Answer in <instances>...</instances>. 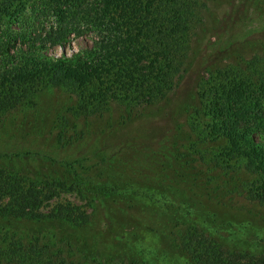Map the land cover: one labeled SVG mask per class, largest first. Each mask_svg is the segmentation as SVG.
<instances>
[{"label": "trees", "instance_id": "16d2710c", "mask_svg": "<svg viewBox=\"0 0 264 264\" xmlns=\"http://www.w3.org/2000/svg\"><path fill=\"white\" fill-rule=\"evenodd\" d=\"M210 1L0 0V118L34 104L46 88L74 96L71 115L86 118L112 107L156 106L188 86V125L197 142L191 149L203 166L226 175V196L264 209V47L250 58L237 54L247 44L201 57L196 40L220 38L247 16V0H220L230 7L205 34ZM10 195L15 204L1 223L37 220L32 209L41 198L33 189ZM188 231L185 248L197 264H264V251L228 248L205 230ZM33 239L19 250L1 246L0 264H139L123 253L111 260L105 250Z\"/></svg>", "mask_w": 264, "mask_h": 264}, {"label": "rangeland", "instance_id": "374dc122", "mask_svg": "<svg viewBox=\"0 0 264 264\" xmlns=\"http://www.w3.org/2000/svg\"><path fill=\"white\" fill-rule=\"evenodd\" d=\"M228 7L209 2L205 34ZM244 10L247 16L229 23L228 34L204 35L193 49L209 58L247 44L237 54L254 56L264 47L257 46L264 0H247ZM188 91L142 110L112 107L85 118L71 115L74 96L46 88L34 104L0 118V247L28 248L35 237L40 245L64 240L59 246L105 250L111 260L123 253L120 258L139 264H197L184 241L198 228L228 248L264 251V209L226 196V175L203 166L191 149L197 142L188 125ZM13 188L41 198L32 209L37 220L1 223L15 204Z\"/></svg>", "mask_w": 264, "mask_h": 264}]
</instances>
